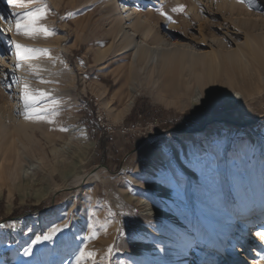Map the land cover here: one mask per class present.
<instances>
[{
	"label": "rangeland",
	"instance_id": "1",
	"mask_svg": "<svg viewBox=\"0 0 264 264\" xmlns=\"http://www.w3.org/2000/svg\"><path fill=\"white\" fill-rule=\"evenodd\" d=\"M178 1L176 4L175 0H128L125 4L131 12L138 8L142 14L149 15L156 25L155 32L168 43L195 45L201 52L214 50L216 47L211 45V40H221L225 35L232 50L243 46L253 31H247L246 26L240 27L239 22L256 21L262 29L260 34H264V0H254L251 5L237 0ZM225 1L236 2L245 9L229 12L219 8ZM118 2L120 0H113L101 5L94 0H38L30 7L14 9H8L0 2V14L8 17V24L0 22V28L10 25L11 30L15 28L12 11L26 14L45 7L46 18L39 23L57 33L51 37L22 35L26 47L48 49L51 54V58L40 56L28 60L24 75L29 91L37 96L38 106H47V118L53 123L29 120L24 128L27 134L22 135L23 138L15 134L18 142L10 135L0 138V149L7 150L0 151V164H7L9 149L15 143L20 149L17 151L20 154L18 176L22 169L33 164L34 170H28L27 179H36V184L29 190L22 187L15 189L16 192L0 181V222L19 207L31 209L46 203L42 211L27 212L9 222L28 228V235H19L15 239L13 233L0 228V241L4 239L0 242V257L7 259L9 264H34L35 261L74 264L68 260L67 250L60 246V241L66 238L72 241L73 248L95 254L88 264H156L157 261L172 264L170 257L162 255L159 249L180 251L179 244L186 248L185 264H196L198 258L194 253L199 247L187 244L182 234L165 223L167 220L146 216L153 214V208L150 206L152 211H149L150 207L145 208L140 201H150L192 229L195 222L202 227L200 209L219 212L224 218L234 209L235 213L236 207L242 209L239 194L247 200L264 199V125L259 133L254 127L258 120L264 119V84L261 81L264 72L246 82L240 79L244 75L224 73L209 89H215L228 102L227 110L220 114L197 111L201 103L194 106L193 98L200 94L202 101L209 90L200 82L193 79L186 94L171 95L160 88L162 82H157L153 64L149 65V62L144 66L147 68L142 69L139 63H132L136 57L131 52L119 51L120 38L112 35L114 25L108 17L111 5ZM179 6L184 7V13L171 11ZM161 7L172 15L175 23H169L158 14L155 9ZM105 9L107 12H103ZM6 51L0 45V52ZM9 59L10 56L0 58V106L10 117L8 121H2L13 126L7 127L13 132L17 123L14 119L17 99L7 66ZM40 91L49 95L40 99ZM53 100L58 104L53 105ZM137 101H142V105L148 102L151 108L160 111L161 116L147 123L140 117L139 122L126 123ZM187 112H194L195 122H203L196 133L181 130L191 127ZM85 120L95 131V137ZM169 120L174 121L179 130L168 131L165 124ZM73 128L80 129L82 134L77 135L79 131H76L71 150L63 151ZM83 135L94 143L87 154L78 139ZM101 137L103 143L99 147ZM145 142H150L159 155H150ZM193 144L200 153L201 162L185 166V153L191 154ZM3 152L5 157L1 155ZM104 156V164L112 172L99 164V159ZM118 157L122 160L121 170L115 165ZM169 160H174L177 171L183 174L180 185L165 171ZM77 161L79 164L76 165ZM68 173L70 175L66 176ZM238 179L240 182L237 183ZM41 184L51 191L36 202L34 195L43 188ZM154 184L164 186L166 193L160 197L155 189L149 191ZM254 186L256 190H253ZM236 219V215L234 220L227 219L229 225L220 244L222 258H227L231 243L241 237L243 247L252 251L253 244L247 245L245 238L252 236L253 225H245L242 236L239 232L241 222ZM50 225L68 226V230L59 235L57 244L38 245L33 248L32 257L23 256V247L28 241L46 232ZM133 228L151 239L145 241L148 246H144V241L133 242L128 238ZM109 247H114L110 256ZM42 248L54 251L41 252ZM145 248L155 258L149 257ZM248 252L245 257L249 256ZM217 254L213 257L217 258ZM238 258L241 264H248L240 259V254Z\"/></svg>",
	"mask_w": 264,
	"mask_h": 264
},
{
	"label": "bare ground",
	"instance_id": "2",
	"mask_svg": "<svg viewBox=\"0 0 264 264\" xmlns=\"http://www.w3.org/2000/svg\"><path fill=\"white\" fill-rule=\"evenodd\" d=\"M94 1L102 5L105 2L112 3L113 0ZM126 1L128 0H120V3L118 2L116 5H111L108 17L112 20L114 25L112 35L115 38H120L119 51L131 52V55L133 57H136V59L132 60L133 64L137 63L138 65L139 63L140 68L142 69L149 62V65L153 64V66L155 67L154 74L158 79L157 82H162L160 88L163 91L171 95L186 94L193 79L200 82L206 89H209V87L214 86L216 79L219 77L222 78L221 76H224L223 74L226 72L231 73L235 76H238L239 74H241L242 76L244 75L240 79L245 82L248 80H253L257 76L260 77L261 73L264 72V34H260V30L262 29L260 26H258L256 21L252 22L246 20L243 22H239L238 25L240 27L246 26L245 29H247V31H253V34L249 36L244 45L239 46L237 50H232L228 38H226L225 35V38H222L221 40L215 38L211 40V45H215L216 47L214 50H211L210 52H201V49H199L195 45L182 44V46H175L174 44L168 43L155 32L156 25L154 24V21L151 19V17L147 14H142V12L138 8H135L134 11L131 12V9L128 8L125 4ZM175 1L177 2L176 4H178L179 1ZM225 6L229 9H227ZM219 8H222L229 12H237L245 9L241 5L239 6L236 2L233 1H229V3L225 1L224 4ZM105 11L107 12V9L103 10V12ZM8 27L11 28V25ZM14 30L15 28L7 33L10 34L12 40L26 47V43L22 38V35H17ZM203 41L205 42V40ZM206 43L208 42L206 41ZM17 63H19V60L15 56V54L11 55L10 59L7 61L11 80L15 86L14 88L17 102L14 108L15 116H13L15 117L14 119L17 123H15V130L11 132L12 130L10 131L9 128L13 126L10 125L11 127H9V124H5L3 122L8 121L10 117L8 116V114H6L5 110L3 109L4 107L2 108L1 105L0 138L4 137L5 135H10L12 136V139L18 142L15 136L20 135L23 138L22 135L27 134V131L24 128L26 127V125H28L29 121L24 119L22 115L24 108L20 100V96L23 92V86L26 81L24 69L28 64V60L23 61L22 67L20 68L15 67ZM68 64L72 69L70 63ZM261 81L264 84V78H261ZM200 98H202L200 94L195 95L192 100V104L195 106L199 100L201 101ZM128 110L129 109H127V112ZM18 114L20 116H17ZM76 131H79L77 135L82 134L80 129L73 128L69 132V141H66V144L62 148L63 151L71 150L69 148L72 145L71 142L74 140ZM78 139L82 141V150L86 151V154L94 147V143L91 142L86 136L83 135V137ZM0 151L7 150L0 149ZM9 151H11V153L6 160L7 164H0L1 183L14 191L15 189L21 190L22 187H26V189L29 190L33 185L36 184V179L32 177L31 179H27L28 170L31 171L32 169L33 171L34 165L30 164L28 169H22L20 171L19 177L17 172V165L20 161V154L17 151H20V149L14 143ZM1 155L5 157V152H3ZM262 163L264 164V159ZM77 164H79L78 161L76 162V165ZM69 175L70 173L66 174V176ZM238 182H240V179H238L237 183ZM41 185L43 187L44 184ZM236 188L238 192L241 191L238 186ZM151 189H155L156 195L160 197L166 193V189L162 185L154 184L149 187V191ZM256 189L257 187L254 186L253 190ZM50 191L51 189L45 186L34 195V199L36 200V202H40L50 193ZM241 195L242 194H239L238 197L241 200V206L243 205L242 209L238 207L239 210H237L236 207V212L233 213L235 209L229 212L228 217L223 218V215L221 213L212 212L211 210H198L200 216V224L202 227L199 228V223L195 222L194 228L192 229L178 218V220L173 219L174 216L168 214L160 207L153 206L150 201L144 200L140 201V203L144 205L145 208H148L150 206H152L153 208V214L149 215L148 213L146 214V216L152 218L161 217L162 219L167 220L165 221V223L172 230L182 234L187 244L199 247L194 253L198 258V262L196 264H232L233 260L238 257V254H240V259L243 258L248 264H264V241H258L259 238L255 235V232L257 230L264 229V199L260 197L261 199L257 201L254 199L247 200L245 199L246 197H241ZM24 198L25 197L22 196L23 200ZM152 208L150 207L149 211H152ZM235 215L237 217L236 220H239L241 222V227L239 226V232L242 233V236L245 234V225H253L251 230L252 236L250 237L251 245H255H253V248H251V252H248L245 247H241L240 249H236L235 253H232L230 247L228 250L227 258H222V254L220 252V244L222 242V237L226 234V230L229 225V223H227V219L234 220ZM221 218L225 219V221ZM17 229V232L13 234L11 233L15 239H18L19 235L26 236L29 234L28 228L17 227ZM136 241L141 243L144 241V243L146 244L144 246H148L146 242L151 241V239H147L145 235L139 234ZM0 242H4V239L1 238ZM178 246L180 248V251H173L169 249L166 252H163L162 255L169 256L172 264H185V259L187 256L186 248L184 244H179ZM210 250H212V254ZM213 251L218 252V254L213 253ZM247 252L249 253V256L245 257ZM145 253H147L149 257L152 256L155 258V256H153V254H151L148 249L145 250ZM214 254H217V258L213 257Z\"/></svg>",
	"mask_w": 264,
	"mask_h": 264
},
{
	"label": "snow or ice",
	"instance_id": "3",
	"mask_svg": "<svg viewBox=\"0 0 264 264\" xmlns=\"http://www.w3.org/2000/svg\"><path fill=\"white\" fill-rule=\"evenodd\" d=\"M0 2H4L8 9H14L16 7H30L31 4L37 3L38 0H0ZM238 3H248L251 5L254 0H237ZM158 14L164 19H166L169 23H175L176 21L173 19L172 15L165 12L163 7L155 9ZM173 13H184L185 9L183 6L173 7L171 9ZM47 9L45 7H38L35 10H30L26 14H21L15 11L11 12V16L14 18L15 30L17 35H23L25 37H35L36 35L43 34L45 37H51L56 35L57 33L53 30H49L47 27H43L40 25V21L46 18ZM0 22H4L8 24V17L0 14ZM10 27L0 28V37H3V40H0V45H3L7 51L0 52V58L5 56H11L15 54L18 58L19 63L15 65L16 68L22 67L23 61L36 59L40 56H47L51 58V54L48 49H36L25 47L24 45L12 40L11 36H5V33L10 32ZM6 80L5 83L8 82L7 73L5 74ZM42 83L44 81H41ZM10 87V85H9ZM49 94L40 91L39 98H46ZM20 100L23 103L24 111L22 113L24 119L26 120H36V121H46L48 123H53L52 120L48 119V109L47 106L41 108L37 104V96L29 91V85L27 81H25L23 86V92L20 96ZM201 103V108L197 111H204L208 113H215L219 111H226L228 108V102L220 97L215 89H209L206 93L205 98L202 101H198ZM52 104H58V101L53 100ZM64 130V129H61ZM154 139V138H153ZM146 143V151L152 156H158L159 153L154 150V146L151 145L150 142ZM179 159V156L176 157ZM186 165L195 166L201 162L200 153L196 148V145L193 144L191 154L189 155L187 152L185 153ZM166 172L170 173L171 179H173L177 185L183 183V174L182 172L177 171L176 163L174 160H169L167 167L165 169ZM87 200V198H86ZM151 223V222H149ZM147 227V226H146ZM0 228L7 229L9 233H15L18 231L15 223L5 222L3 225H0ZM68 230V226L65 228H60L56 225H50L49 229L46 232L42 233L39 236H34L31 240L28 241V244L23 247V256L32 257L33 256V248L38 245H43L45 243L48 244H57L59 239V235ZM139 234L133 230L128 233V238L133 242L136 241V238ZM255 235L261 240L264 241V229L257 230ZM60 246L67 250V258L69 261H74V264H88V261L92 259L95 254L93 252L85 251L79 248L72 247V241L70 239H65L60 241ZM244 241L243 238H238L231 245V252L235 253L237 247H243ZM114 247L108 248V254L111 255ZM19 251V250H18ZM46 251H54V249H41V252ZM160 252H165L164 248L159 249ZM0 264H9V261L3 257H0ZM34 264H40V261H35ZM63 264V262H61ZM133 264H138V262H133ZM156 264H167V261H157ZM232 264H240L238 257H236Z\"/></svg>",
	"mask_w": 264,
	"mask_h": 264
},
{
	"label": "trees",
	"instance_id": "4",
	"mask_svg": "<svg viewBox=\"0 0 264 264\" xmlns=\"http://www.w3.org/2000/svg\"><path fill=\"white\" fill-rule=\"evenodd\" d=\"M146 102V101H144ZM233 109V108H232ZM223 111H219L217 113H222ZM186 118L189 120V122H191V127H189L187 130L185 129H181L183 133H196L198 132L199 130V126L202 124L203 125V122L202 121H197L195 122L194 119H195V114L194 112H187L186 113ZM167 115V114H166ZM161 116V113L160 111H156L155 109L151 108L149 106V103L146 102V104H143L142 105V101H137L136 105H135V108L133 109L131 115L128 117V119L126 120V123L128 122H131V121H138L140 120V118L143 119V123H147L149 121H152L153 119H155L156 117H160ZM140 117V118H139ZM139 118V119H138ZM193 120V121H192ZM84 121V120H83ZM188 123V122H187ZM88 122L85 120V125H87ZM264 125V119L261 118L260 120H258L256 123H255V132L256 133H259V130L261 129V127ZM88 126V129L90 130V132L94 135L95 137V131L92 130V126L91 125H87ZM176 123L174 121H171L169 120L166 124H165V128L168 130V131H173V130H179V129H176ZM102 143H103V138L101 137L100 139H98V145L99 147L102 146ZM100 160V165H105L107 166L106 164H104V160H105V156L103 159H99ZM103 161V163H101ZM115 165L117 167V170H121V165H122V160L120 159V157H118L117 161L115 162ZM107 169L110 170V168L107 166ZM111 171V170H110ZM112 172V171H111ZM119 172V171H118ZM45 205L46 203H42L40 206H35V207H32L31 209H26V208H23V207H19L17 208L10 217H8L7 219H3V221L0 222V225H3L5 222H12L14 221L15 219L19 218V217H22L24 215V213H35L37 211H42L44 208H45ZM30 210V211H29ZM27 214V215H28Z\"/></svg>",
	"mask_w": 264,
	"mask_h": 264
},
{
	"label": "crops",
	"instance_id": "5",
	"mask_svg": "<svg viewBox=\"0 0 264 264\" xmlns=\"http://www.w3.org/2000/svg\"><path fill=\"white\" fill-rule=\"evenodd\" d=\"M87 110H88V108H87ZM4 217V216H3Z\"/></svg>",
	"mask_w": 264,
	"mask_h": 264
}]
</instances>
